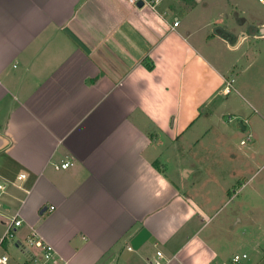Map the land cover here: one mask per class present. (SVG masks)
I'll return each instance as SVG.
<instances>
[{
    "label": "crops",
    "instance_id": "1",
    "mask_svg": "<svg viewBox=\"0 0 264 264\" xmlns=\"http://www.w3.org/2000/svg\"><path fill=\"white\" fill-rule=\"evenodd\" d=\"M190 2L161 4L171 29L128 0H0V237L19 213L17 242L34 228L67 264H264L246 250L257 211H226L235 193L208 167L167 170L164 139L264 55V15L204 33L175 10Z\"/></svg>",
    "mask_w": 264,
    "mask_h": 264
},
{
    "label": "rangeland",
    "instance_id": "2",
    "mask_svg": "<svg viewBox=\"0 0 264 264\" xmlns=\"http://www.w3.org/2000/svg\"><path fill=\"white\" fill-rule=\"evenodd\" d=\"M191 1L187 6L177 5L175 10L183 24L191 23L193 29H201L204 33L213 31L216 26L236 28L240 18L245 17L247 23L253 19V13L264 15V4L259 0ZM151 9L149 6L141 8L147 16L145 18H149L146 13ZM223 45L220 40L216 41L215 51L224 53ZM226 56L236 58L234 53ZM261 57V61H257L248 73L237 75L234 69L232 92L223 94L221 88L220 93L213 96V102L208 108L210 114H201L193 124H188L174 143L164 139L163 146L164 156L169 158L167 170L170 173L187 165L190 168L196 166L199 171L208 167L222 185H229L232 194L235 193L225 206L226 211L241 202L243 214L249 213L251 209L258 212V225L254 226V231V227L243 226L246 232L252 231V237L255 238V242L247 241L248 251L259 247L257 244L264 248V92L254 93L251 86L246 88L243 84L248 80L251 83L255 76L258 78L256 89L264 91V55ZM240 120L248 125L246 130L238 125ZM234 169H242L244 174L236 177ZM200 175L201 172L191 174L185 178V182L192 185ZM203 180L201 178L199 181ZM256 227L259 229L256 230ZM7 241L10 243L6 251L11 257L7 264H26L23 246L29 248L27 241L18 244L16 235Z\"/></svg>",
    "mask_w": 264,
    "mask_h": 264
},
{
    "label": "built area",
    "instance_id": "3",
    "mask_svg": "<svg viewBox=\"0 0 264 264\" xmlns=\"http://www.w3.org/2000/svg\"><path fill=\"white\" fill-rule=\"evenodd\" d=\"M132 5L136 7H144L149 6L155 12H157L169 25L171 29H175L180 21L178 17H174L173 20H169L166 12L160 10L161 4L165 0H128ZM179 1V0H177ZM194 1H201V0H194ZM260 2L264 3V0H259ZM139 2H142V5H139ZM233 89V80H226V83L223 87V91L225 94H228ZM244 142V140H243ZM73 164L71 159H67L58 165L59 168H68ZM26 177L25 173H20L18 175L19 179H24ZM7 184L3 181L0 182V209L3 206L1 196L6 192ZM53 208V207H52ZM22 224V219L19 218V213H16L8 222L7 227L4 231V234L0 237V264H7L10 261V254L1 248L3 246V242L8 240V238L13 239L15 235V228ZM18 243V242H17ZM28 247L23 246L25 253L28 256V264H67L66 260H63L59 257L58 251L54 247L53 244L46 241L39 232L33 228L32 232L30 233L29 237L27 238ZM19 244V243H18ZM20 245H22L20 243ZM36 247L39 249V252L33 250ZM158 255H161V252L158 251ZM247 257L246 253L243 254H236L233 257L235 262H238L241 258ZM156 264H160L159 260H156Z\"/></svg>",
    "mask_w": 264,
    "mask_h": 264
},
{
    "label": "water",
    "instance_id": "4",
    "mask_svg": "<svg viewBox=\"0 0 264 264\" xmlns=\"http://www.w3.org/2000/svg\"><path fill=\"white\" fill-rule=\"evenodd\" d=\"M139 5L141 6V5H142V2H139ZM244 35H247V33L244 34ZM226 39H229V38L226 37ZM238 125H239L242 129H245V128H246V125L244 124V121H243V120H240L239 123H238Z\"/></svg>",
    "mask_w": 264,
    "mask_h": 264
},
{
    "label": "trees",
    "instance_id": "5",
    "mask_svg": "<svg viewBox=\"0 0 264 264\" xmlns=\"http://www.w3.org/2000/svg\"><path fill=\"white\" fill-rule=\"evenodd\" d=\"M3 243L6 245V240Z\"/></svg>",
    "mask_w": 264,
    "mask_h": 264
}]
</instances>
